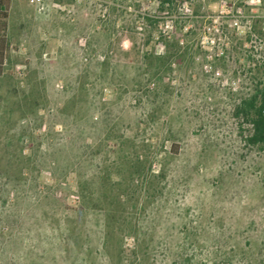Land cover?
<instances>
[{
  "label": "rangeland",
  "instance_id": "rangeland-1",
  "mask_svg": "<svg viewBox=\"0 0 264 264\" xmlns=\"http://www.w3.org/2000/svg\"><path fill=\"white\" fill-rule=\"evenodd\" d=\"M161 1L11 0L0 264H264V0Z\"/></svg>",
  "mask_w": 264,
  "mask_h": 264
},
{
  "label": "trees",
  "instance_id": "trees-1",
  "mask_svg": "<svg viewBox=\"0 0 264 264\" xmlns=\"http://www.w3.org/2000/svg\"><path fill=\"white\" fill-rule=\"evenodd\" d=\"M175 0H162L159 6L160 11L170 9L171 4ZM11 7V0H0V76L4 71L5 62L10 51V43L7 35L9 10ZM142 18L145 20V29L158 30L162 21V14L143 13ZM180 41L177 40L170 56L176 57L179 54ZM147 44V43H146ZM166 47L171 49L172 44L169 41L165 42ZM236 114L244 116L250 120V129L244 136V139L251 145H257L264 142V97L262 100L258 99L255 94L248 99H244L237 107ZM174 150L178 151V144H174Z\"/></svg>",
  "mask_w": 264,
  "mask_h": 264
}]
</instances>
